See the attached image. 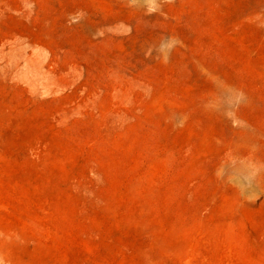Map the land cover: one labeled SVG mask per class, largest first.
Here are the masks:
<instances>
[{"label": "rangeland", "instance_id": "374dc122", "mask_svg": "<svg viewBox=\"0 0 264 264\" xmlns=\"http://www.w3.org/2000/svg\"><path fill=\"white\" fill-rule=\"evenodd\" d=\"M0 264H264V0H0Z\"/></svg>", "mask_w": 264, "mask_h": 264}]
</instances>
